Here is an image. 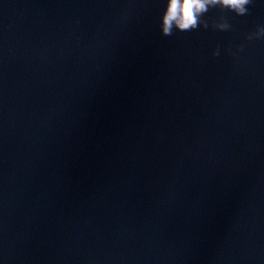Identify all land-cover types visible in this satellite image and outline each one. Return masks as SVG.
<instances>
[{
	"label": "water",
	"instance_id": "1",
	"mask_svg": "<svg viewBox=\"0 0 264 264\" xmlns=\"http://www.w3.org/2000/svg\"><path fill=\"white\" fill-rule=\"evenodd\" d=\"M164 3L0 0V264H264V0Z\"/></svg>",
	"mask_w": 264,
	"mask_h": 264
},
{
	"label": "clouds",
	"instance_id": "2",
	"mask_svg": "<svg viewBox=\"0 0 264 264\" xmlns=\"http://www.w3.org/2000/svg\"><path fill=\"white\" fill-rule=\"evenodd\" d=\"M254 0H165L164 8L160 16L159 28L164 37L174 33H189L199 29L218 32H230L232 26L229 23L228 13L236 17L249 15L250 6ZM215 10L217 16L209 23L208 15ZM246 41L264 40V25L258 24L255 29L245 36ZM245 49L244 44L236 46L233 51L229 46L225 51L235 58L239 57ZM221 54L220 46L212 51L213 58Z\"/></svg>",
	"mask_w": 264,
	"mask_h": 264
}]
</instances>
